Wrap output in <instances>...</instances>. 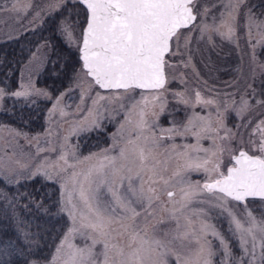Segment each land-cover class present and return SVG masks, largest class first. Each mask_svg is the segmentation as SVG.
Here are the masks:
<instances>
[{
	"label": "snow or ice",
	"instance_id": "1",
	"mask_svg": "<svg viewBox=\"0 0 264 264\" xmlns=\"http://www.w3.org/2000/svg\"><path fill=\"white\" fill-rule=\"evenodd\" d=\"M77 2L87 12L79 48L81 72L88 78L89 91L99 89L107 93L97 91L93 104L105 100L118 103L124 110V121L113 135L111 148L85 158L95 157V163L87 169L77 171L66 155L59 157L63 166L56 165V175L65 173L60 211L67 213L71 223L51 264H170V257L175 264H212L215 253L209 236L218 240L223 250L221 264H233L228 242L210 223L213 211L228 218L230 231L239 241L242 256L236 264H244L248 256L251 258L247 264H264V221L257 222L247 208L249 199L264 201V121L254 130L261 135V154L250 155L240 150L232 155L231 166L225 171L221 159L225 149L217 140L222 142L235 133L224 128L222 121L218 120V127L213 128L209 118L193 115L182 127L174 124L160 128L158 135L155 120L147 119L156 105L160 113L165 110L166 69L172 67L168 57L181 54L182 40L187 47L190 38L182 30L191 31L196 26L201 15L198 0ZM207 11L205 8L203 14L207 15ZM221 27L226 31H220ZM60 28L71 42V25L62 22ZM199 30L204 34L210 26L203 24ZM211 30L229 40L235 34L232 24L225 20ZM257 43L264 45V36ZM137 89L147 91L148 95L142 91L140 99L135 100L131 94ZM11 94L17 98L48 96L31 83L23 82L20 90ZM3 95L4 90L0 89V97ZM173 95L180 102H188L182 93ZM196 98L200 103L199 92ZM126 99L131 100L130 105L124 103ZM59 103L58 97L52 111ZM242 104L247 107V101ZM160 113L151 111L153 117ZM61 114L64 115L63 111ZM221 128L225 137L219 136ZM188 135L194 137L195 144L173 142L164 146L166 139L174 141L176 136ZM203 139H211L212 146L201 147ZM113 151L115 155L110 154ZM69 168L73 171L67 175ZM40 171L38 168L32 175ZM191 172H203V181L191 180ZM43 174L47 179L54 178L48 171ZM232 202L244 205L247 227L238 218ZM157 229H163L162 237ZM76 237L83 241L82 245L73 242Z\"/></svg>",
	"mask_w": 264,
	"mask_h": 264
},
{
	"label": "rangeland",
	"instance_id": "2",
	"mask_svg": "<svg viewBox=\"0 0 264 264\" xmlns=\"http://www.w3.org/2000/svg\"><path fill=\"white\" fill-rule=\"evenodd\" d=\"M74 1L77 0H59V2L57 0H0V40L36 27L47 15L61 9L63 13L59 17L58 29L62 41L66 46L77 50L86 10L81 4L85 14H82L83 22L79 25L74 9L68 4ZM13 4L16 5V9H13ZM198 7L201 15L195 22L196 26L191 31L182 30L190 38L187 47H184L182 40L181 54L168 57L172 67L166 69L168 83L167 91L163 94L165 110L160 113L159 105H156L149 111L147 119L155 120V130L158 135L160 128H170L174 124L182 127L193 115L209 118L213 128L218 127V120L222 121L224 128L235 133L234 137H229L222 142L217 140V144L222 143L225 149L221 157L225 170L231 164L230 155L238 148H244L255 155L261 154L259 152L261 135L254 130L264 121V57L262 53L260 54V49H264V45L257 43L264 36V5L262 0H198ZM205 8L208 10L207 15L203 14ZM229 14L235 19L232 20ZM249 16L252 17L251 21ZM222 20L229 21L235 29L231 40L211 30L219 26ZM62 22L71 25L73 32L71 42L61 31ZM203 24L209 25L210 30L201 34L199 28ZM220 31L223 32L226 29L221 27ZM45 48L44 43H39L27 54L18 69L14 88L6 90L0 86V89L4 90V95L0 97V108L5 102L8 103L9 99L11 101L15 98L23 101H34L36 98L49 100L44 111L43 127L38 131L25 132L6 123L0 124V175L17 179L31 176L40 168L41 171L37 175L45 177L43 172L48 171L54 177L50 180L55 181L58 186L61 209V182L65 173L56 175L58 172L56 165L63 166V161L59 160V157L66 155L69 163L74 164L77 171L87 169L90 164L95 163V157L91 160H86V157L101 154L102 150L112 147L113 135L117 133L120 124L124 121V110L119 108L118 103H109L107 100L93 104L97 91L104 95L107 93L99 89L88 90V78L81 72L80 64L70 84L56 94L52 95L45 88L35 85L33 78L43 62ZM223 54H234L236 57V67L229 70L226 76H221L217 70L219 59ZM21 82L31 83L35 89L47 92L48 96L36 94L27 98L13 96L11 93L20 90ZM142 91L148 95L147 91L137 89L131 97L139 100ZM177 92L182 93L183 99L188 102H180V98L173 95ZM197 92L200 93V103H197ZM58 97L60 103L55 111H52ZM209 100L213 103H204ZM242 101H247L246 108ZM124 103L130 105L131 100L126 99ZM62 111L64 115L61 114ZM151 111L160 114L158 117H153ZM106 125L110 127L106 133V140L94 147L82 149L79 136L95 129L104 130ZM224 128L219 130L221 137L226 136ZM173 142L177 145L196 143L191 135L184 138L176 136L174 141L166 139L164 146L168 147ZM212 143L211 139L200 141L203 148H210ZM110 154L115 155L116 152L113 151ZM199 155L203 156L204 153ZM72 171L71 168L67 169V175H70ZM189 177L193 181L202 182L204 173L191 172ZM68 186L71 187L70 182ZM232 203L238 218L245 222L247 227L244 205ZM247 208L251 210L257 222L264 221V201L258 198L249 199ZM64 214L68 219V227L71 222L67 213L64 212ZM210 215V223L225 237L231 249L233 264H236L242 252L238 239L230 231L228 218L218 211H213ZM157 233L162 237L163 229H157ZM63 235L51 256L36 264H51ZM208 239L212 242L215 253L211 257L212 264H221L224 253L219 241L211 236ZM73 242L78 245L83 244L79 237H76ZM248 247L251 248V244ZM256 255L259 258L260 249H257ZM250 258V256L245 257L244 264H247ZM170 264H175L174 258L170 257Z\"/></svg>",
	"mask_w": 264,
	"mask_h": 264
},
{
	"label": "trees",
	"instance_id": "3",
	"mask_svg": "<svg viewBox=\"0 0 264 264\" xmlns=\"http://www.w3.org/2000/svg\"><path fill=\"white\" fill-rule=\"evenodd\" d=\"M262 3L264 5V0ZM68 4L81 25L82 14H85L81 4L77 1ZM62 13L63 10L57 9L36 27L0 40V86L3 89L11 90L16 86L21 63L39 43L46 45V54L34 75L35 85L53 95L70 84L80 61L77 50L62 41L58 29ZM261 53L264 57L263 48ZM235 67V55L223 54L217 70L221 76H226ZM48 102L47 98L9 99L0 108V124L6 123L25 132L38 131L43 127ZM109 128L106 125L104 130L95 129L79 136L82 149L104 142ZM67 225L68 219L60 211L55 181L40 175L17 179L0 175V264H36L47 260Z\"/></svg>",
	"mask_w": 264,
	"mask_h": 264
},
{
	"label": "water",
	"instance_id": "4",
	"mask_svg": "<svg viewBox=\"0 0 264 264\" xmlns=\"http://www.w3.org/2000/svg\"><path fill=\"white\" fill-rule=\"evenodd\" d=\"M84 8H85V7H84ZM85 10H86V8H85ZM86 23H87V12H86V15H85V21H84V24H83V26H82V28H81V32H80V40H79V44H78V47H77V52H78V59H79V61H80V52H79V48L82 46V30H83V28L86 26ZM80 65H81V67H82V63H81V61H80ZM240 150H244V151H246V150L243 149V148H238V149L235 150V152H233V153L230 155V158H232V155H233L234 153H235V154H238ZM246 152H247V151H246ZM248 154H250V155H255V154H252V153H249V152H248ZM229 166H231V164H230ZM225 171H226V169H225Z\"/></svg>",
	"mask_w": 264,
	"mask_h": 264
}]
</instances>
